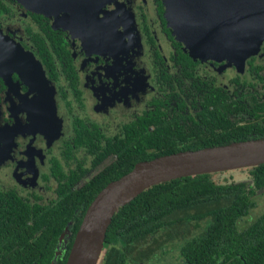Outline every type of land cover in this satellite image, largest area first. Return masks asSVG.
Here are the masks:
<instances>
[{"label":"flooded vegetation","instance_id":"flooded-vegetation-1","mask_svg":"<svg viewBox=\"0 0 264 264\" xmlns=\"http://www.w3.org/2000/svg\"><path fill=\"white\" fill-rule=\"evenodd\" d=\"M0 32L19 47L27 64L0 72L3 206L15 199L29 212L33 204L48 205L62 175L72 169L83 170L72 187L86 181L110 160L92 162L94 156L81 142L87 135L92 142L98 135L103 145L104 137L124 135L149 113L186 128L185 115H193L210 92L221 94L215 108L236 125L264 117V37L242 66L228 63L251 81L231 76L230 90L194 79L198 64L207 63L218 74L225 60L193 59L178 42L194 61L181 64L161 0H0ZM168 68L178 74L170 76ZM78 149L91 156V166L100 165L76 184L87 170L74 156ZM47 188L53 195L42 201Z\"/></svg>","mask_w":264,"mask_h":264},{"label":"trees","instance_id":"trees-1","mask_svg":"<svg viewBox=\"0 0 264 264\" xmlns=\"http://www.w3.org/2000/svg\"><path fill=\"white\" fill-rule=\"evenodd\" d=\"M174 44L181 64L190 66L194 61L178 41ZM217 97L221 94L203 96L193 115H185L186 128L176 119L149 113L124 129V135L104 137L103 145L98 135L91 134L95 142L90 135L83 138L82 144L94 156L92 162L105 156L110 160L77 187L72 184L83 170H69L57 183L55 198L45 206L33 204L31 212L18 199L0 205V264H63L89 201L138 161L264 137V117L236 125L215 108ZM240 168L246 170L249 182L212 179L225 170L179 176L151 184L118 205L105 228L101 264L144 263L173 241L178 242L180 264H264V211L237 227V220L254 204L251 196L264 188V162ZM65 226L62 243H57Z\"/></svg>","mask_w":264,"mask_h":264},{"label":"water","instance_id":"water-1","mask_svg":"<svg viewBox=\"0 0 264 264\" xmlns=\"http://www.w3.org/2000/svg\"><path fill=\"white\" fill-rule=\"evenodd\" d=\"M173 38L191 58L236 67L264 37V0H161ZM24 53L0 32V72L24 69ZM264 162V137L179 150L141 160L103 185L87 204L63 264H96L116 207L143 188L170 178ZM66 226L64 227V231ZM62 236L59 234L58 240Z\"/></svg>","mask_w":264,"mask_h":264},{"label":"rangeland","instance_id":"rangeland-1","mask_svg":"<svg viewBox=\"0 0 264 264\" xmlns=\"http://www.w3.org/2000/svg\"><path fill=\"white\" fill-rule=\"evenodd\" d=\"M245 60V59H244ZM258 60H255V62ZM244 63V62H243ZM208 64L201 63L198 64L194 71H193V78L194 79H200L212 83H221L225 84L227 88L230 90L233 88V85L229 81V77H239V79L243 80H250L252 79L248 73L243 72H236L232 69V66H230L226 61L221 63L222 68L220 73L217 74L216 71L212 70L211 68L209 69ZM207 66V67H206ZM168 74L170 76L177 75L178 74V69L173 68L169 70L168 68ZM251 81V80H250ZM185 86H187L186 83H184ZM162 92L166 91L165 87H162ZM163 94V93H162ZM166 95V94H165ZM169 105H171V102H169ZM191 110L189 107L186 108L185 111ZM74 156L76 157L77 160L80 161L82 166H84L87 170L86 173L82 176V178L76 183H80L84 181L91 173H93L100 164L91 166L90 165V158L91 156L85 154L82 149H78L74 151ZM73 162H70L69 165L70 167L73 166ZM63 168H65L64 165H62ZM212 179L215 181H228V180H243L245 182H249L248 174L244 168H235V169H230V170H225L223 172L215 173L212 175ZM44 198L42 201H45L49 197L53 195L52 190L50 188H47V190L44 193ZM254 204L253 206L249 209V211L241 216L237 220V227H242L246 225L248 222H250L256 215L264 211V188L258 189L255 191V193L251 196ZM195 232V231H194ZM177 241L169 242L166 244L164 247L166 250L162 254L156 250L155 255L151 256V258L147 259V261L144 264H180V257L177 252ZM100 261H96V264H99Z\"/></svg>","mask_w":264,"mask_h":264}]
</instances>
